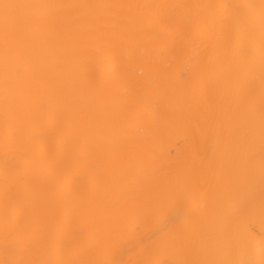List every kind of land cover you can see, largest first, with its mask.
<instances>
[{"label":"bare ground","instance_id":"6f19581e","mask_svg":"<svg viewBox=\"0 0 264 264\" xmlns=\"http://www.w3.org/2000/svg\"><path fill=\"white\" fill-rule=\"evenodd\" d=\"M0 264H264V0H0Z\"/></svg>","mask_w":264,"mask_h":264}]
</instances>
